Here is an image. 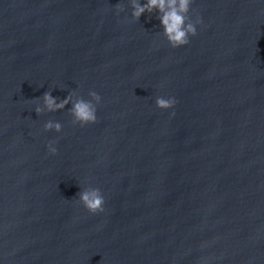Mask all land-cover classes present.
<instances>
[{"label": "water", "instance_id": "95a60500", "mask_svg": "<svg viewBox=\"0 0 264 264\" xmlns=\"http://www.w3.org/2000/svg\"><path fill=\"white\" fill-rule=\"evenodd\" d=\"M158 15L0 0V264H264V0H193L178 48ZM48 91L97 122L37 115Z\"/></svg>", "mask_w": 264, "mask_h": 264}, {"label": "clouds", "instance_id": "9594fccd", "mask_svg": "<svg viewBox=\"0 0 264 264\" xmlns=\"http://www.w3.org/2000/svg\"><path fill=\"white\" fill-rule=\"evenodd\" d=\"M132 8V17L139 20L145 14L158 12V19L163 27V35L173 48L188 45L189 37L197 35V25L202 24L203 20L197 18L193 21L189 15L193 0H146L141 4L140 0H130ZM117 9L123 12V5L118 4ZM88 95L90 100H85L75 91L70 92L68 96L58 102L57 98L53 97L51 91L45 92L42 99L43 105H38L34 111L37 115L43 114L45 111L56 112L64 110L67 105L69 113L73 117V124H78L81 127L97 122V105L101 103V96L95 91H90ZM40 99V98H37ZM177 101L175 98L157 97L156 105L160 109L174 108ZM175 115V113H173ZM55 130L62 132L63 126L59 122L48 121L44 125L45 131ZM55 141H50L48 150L51 154L57 153V148L53 146ZM79 201L91 213L96 214L104 211L105 198L99 188L88 187L78 193Z\"/></svg>", "mask_w": 264, "mask_h": 264}]
</instances>
